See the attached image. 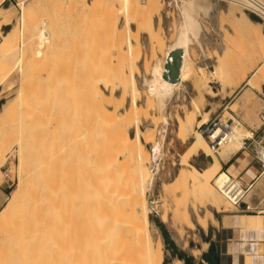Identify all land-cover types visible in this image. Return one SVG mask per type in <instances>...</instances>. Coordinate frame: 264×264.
<instances>
[{"label":"rangeland","instance_id":"374dc122","mask_svg":"<svg viewBox=\"0 0 264 264\" xmlns=\"http://www.w3.org/2000/svg\"><path fill=\"white\" fill-rule=\"evenodd\" d=\"M22 1L26 2L28 8L34 7L25 19H21L23 12L19 4ZM147 1H4L2 8L6 11L0 13L8 16V21L4 23L0 20V47L5 43L4 36L9 34L14 39L17 54L8 63L0 64V160L5 159L0 175V213L19 182L18 137L21 134L73 133L74 120L82 115L83 101L84 98L88 99V91L96 96L95 105L98 104L101 109L110 103L109 114L118 117V120L120 116V120L124 119L125 113L137 99L145 109L140 114L136 112L135 124L130 129L131 136L135 135V126L140 125L144 132H148L147 135L156 131V141L162 146L163 155L157 163L158 170L152 160L149 165L155 177L148 192V201L156 207H151L149 220L154 240L161 237L163 243V264H174L177 260L183 264L187 261L190 264H207L205 258L211 255V247L215 248L217 244L218 223H210L207 231L199 226L195 230L185 228L184 235L178 236L171 222V213L168 214L169 222L163 223L161 220L162 191L173 182L183 166L192 169L194 175L200 174L206 178L224 172L219 169L215 157L195 139L198 127L207 123L210 117L222 115L225 120L233 118L235 124L240 122L245 131L249 126L264 123V86L263 91L254 90L255 96L248 110L241 105L237 108L241 95L250 87L246 81L250 77L247 63L250 57L247 54V41L242 35L235 34L231 23L233 19L241 20L247 15L252 21L263 24L264 28V17L250 9L244 0H207L211 9L209 14L198 13V36L190 33L195 77L193 75L190 83L184 84L166 101V121L163 122L161 107L154 98L151 101L146 87L154 63L158 59L166 62V52L178 44L188 22L186 12L190 11L189 2L192 0H153L158 6H149ZM261 1L264 3V0ZM221 22H226L223 24L226 26H222ZM44 23L47 24L51 41L38 55L42 42L39 31ZM159 33H162L161 40ZM158 38L161 42L167 39L163 42L165 46L162 50L154 44ZM153 53L156 55L152 56ZM2 65H5L4 69ZM135 80L138 89L144 91L136 95L133 92ZM148 103L152 104L149 110ZM206 112H210L207 117ZM186 134H189L187 138ZM182 135H185V141ZM143 143L152 155V145ZM193 144L199 145L196 153L190 151ZM198 154L213 157L214 163L204 169L194 166L191 159ZM212 188L224 203L229 201L214 181ZM241 199L240 205L232 206L228 212H216L210 207L196 210L201 215L212 211L216 221L223 214L243 210L244 205L249 212L262 213L264 176L247 189ZM192 205L189 209L195 217L196 210ZM204 244H208V248L200 256H194L192 250H202ZM20 249L9 247L5 235L1 234L0 264H30L27 255L22 253L24 249L19 254Z\"/></svg>","mask_w":264,"mask_h":264},{"label":"bare ground","instance_id":"6f19581e","mask_svg":"<svg viewBox=\"0 0 264 264\" xmlns=\"http://www.w3.org/2000/svg\"><path fill=\"white\" fill-rule=\"evenodd\" d=\"M4 1L0 0L1 12L6 11L2 8ZM129 1L125 0L126 3ZM244 1L249 8L264 17V3L261 0ZM146 3L158 6L153 0ZM210 5L207 0L189 2L190 11L186 12L188 22L177 46L166 52V62L158 59L152 66V76L146 88L151 101L155 99L160 105L163 122L166 121V101L183 84L190 83L195 74L190 33L198 36V13L209 14ZM19 6L23 12L21 19L28 17L34 10V7L28 8L23 1ZM3 15L0 13V20L6 23L8 16ZM225 23L220 24L226 26L223 25ZM231 23L235 34L242 35L248 43L250 77L246 81L250 87L241 95L237 107L241 105L248 110L255 96L254 90L263 91L264 86V28L263 24L252 21L247 15L241 20L233 19ZM153 27L152 23L151 30ZM162 33L158 36L160 40ZM4 38L5 43L0 47V64L8 63L17 54L12 36L7 34ZM39 38L42 42L38 55H41L42 48L51 41L46 23L39 31ZM159 38L154 44L162 50L165 46L163 42L167 39L161 42ZM176 50L183 51L179 84L163 78L167 71L166 64L172 59L171 53ZM155 53L151 55L155 56ZM152 58L155 60V57ZM2 67L4 69L5 65ZM88 92V99L84 98L83 101L82 115L74 120L76 125L73 133L34 132L18 137L19 182L0 213L3 225L0 235H5L9 247L21 248L19 254L24 249L22 253L27 255L30 264H163V243L161 237L154 240L149 220L151 207L156 208L154 203L148 201V192L155 177L149 165L152 160L158 170L157 163L163 155L161 143H157L155 138L156 131L147 135L148 132L138 125L135 126V135L131 136L130 129L135 124L136 112L140 114L145 109L139 104L141 101L135 99L123 121L120 120L122 116L119 120L116 119L118 117L110 116V103L101 109L98 104L95 105L96 96L92 91ZM133 92L135 95L144 92L138 89L136 80ZM152 104L148 103V110ZM196 110L200 112L198 106ZM208 114L206 112L205 117ZM244 129L240 122H236L232 140L220 152L224 161L240 149L243 139L252 136ZM195 139L217 159L218 155L211 153L207 140L200 132ZM143 141L152 145V155ZM198 147L195 144L191 151ZM4 160H0V175L3 173L1 167ZM191 171L186 166L181 167L173 182L162 191L161 220L163 223L169 222L168 214L171 213L172 225L181 237L185 228L195 230L199 226L207 231L210 223L217 222L212 211L201 215L196 209L210 207L216 212H228L246 193L241 180L232 181L225 172L206 178L200 174L194 175ZM213 181L229 199L228 202L224 203L213 190ZM191 204L196 210L195 217L189 209ZM207 248L208 244H204L202 250L195 249L192 253L200 256ZM174 264L183 263L177 260Z\"/></svg>","mask_w":264,"mask_h":264},{"label":"crops","instance_id":"0c3cea01","mask_svg":"<svg viewBox=\"0 0 264 264\" xmlns=\"http://www.w3.org/2000/svg\"><path fill=\"white\" fill-rule=\"evenodd\" d=\"M176 46L174 45L169 51ZM215 117V115L210 117L208 121ZM247 129L252 136L242 140L240 149L225 161L220 157L219 152L216 162L220 170L241 180L243 187L249 189L264 176V166L261 167L257 159L259 149L264 148V123L255 124V127L249 126ZM184 136L182 135L185 141ZM187 136L189 134H186V138ZM196 152L198 149L191 153ZM191 160L194 166H200L202 169L214 163L213 157L210 158L208 155L198 154ZM242 209L223 214L217 221L219 227L215 253H210L208 257L213 264H264V212H249L246 210L247 207L243 208V206Z\"/></svg>","mask_w":264,"mask_h":264},{"label":"built area","instance_id":"2783aa9c","mask_svg":"<svg viewBox=\"0 0 264 264\" xmlns=\"http://www.w3.org/2000/svg\"><path fill=\"white\" fill-rule=\"evenodd\" d=\"M235 130V119L225 120L222 115H217L213 120L208 121L198 127V131L205 137L208 142L209 149L212 154H219V152L232 140ZM264 154V148H260L257 153V159L264 166V160L262 156ZM260 156V157H259ZM232 181L235 179L230 176ZM246 191L247 189L242 186ZM238 200L234 205H240Z\"/></svg>","mask_w":264,"mask_h":264},{"label":"water","instance_id":"95a60500","mask_svg":"<svg viewBox=\"0 0 264 264\" xmlns=\"http://www.w3.org/2000/svg\"><path fill=\"white\" fill-rule=\"evenodd\" d=\"M172 59L167 62V71L163 74V78L173 84L180 83V73L183 62V51L176 50L171 53ZM246 208V206H243Z\"/></svg>","mask_w":264,"mask_h":264},{"label":"trees","instance_id":"16d2710c","mask_svg":"<svg viewBox=\"0 0 264 264\" xmlns=\"http://www.w3.org/2000/svg\"><path fill=\"white\" fill-rule=\"evenodd\" d=\"M210 253L214 254V246L211 247L210 249ZM206 262H208L209 264H213L212 260L210 258H205Z\"/></svg>","mask_w":264,"mask_h":264},{"label":"flooded vegetation","instance_id":"af4514ba","mask_svg":"<svg viewBox=\"0 0 264 264\" xmlns=\"http://www.w3.org/2000/svg\"><path fill=\"white\" fill-rule=\"evenodd\" d=\"M186 264H190V261H187V263Z\"/></svg>","mask_w":264,"mask_h":264}]
</instances>
